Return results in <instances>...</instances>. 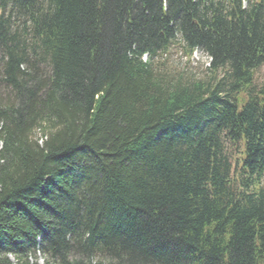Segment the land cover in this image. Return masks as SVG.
Here are the masks:
<instances>
[{"label": "trees", "instance_id": "1", "mask_svg": "<svg viewBox=\"0 0 264 264\" xmlns=\"http://www.w3.org/2000/svg\"><path fill=\"white\" fill-rule=\"evenodd\" d=\"M263 64L264 0H0V264H264Z\"/></svg>", "mask_w": 264, "mask_h": 264}, {"label": "rangeland", "instance_id": "2", "mask_svg": "<svg viewBox=\"0 0 264 264\" xmlns=\"http://www.w3.org/2000/svg\"><path fill=\"white\" fill-rule=\"evenodd\" d=\"M160 68L174 77H182L185 80L209 79L213 74L208 70V59L201 52H195L190 59L183 54L182 49L174 45L166 56L160 60ZM256 83L264 84V64L255 73ZM38 138V135L36 136ZM37 263L42 264L38 255Z\"/></svg>", "mask_w": 264, "mask_h": 264}]
</instances>
